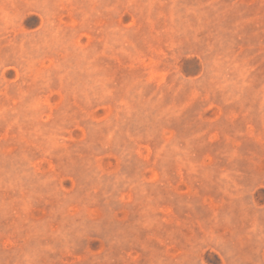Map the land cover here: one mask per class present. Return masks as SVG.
Wrapping results in <instances>:
<instances>
[{"label": "rangeland", "instance_id": "374dc122", "mask_svg": "<svg viewBox=\"0 0 264 264\" xmlns=\"http://www.w3.org/2000/svg\"><path fill=\"white\" fill-rule=\"evenodd\" d=\"M0 264H264V0H0Z\"/></svg>", "mask_w": 264, "mask_h": 264}]
</instances>
